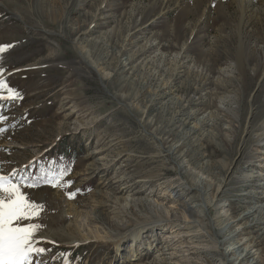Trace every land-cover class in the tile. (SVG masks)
I'll return each mask as SVG.
<instances>
[{
  "label": "rangeland",
  "instance_id": "1",
  "mask_svg": "<svg viewBox=\"0 0 264 264\" xmlns=\"http://www.w3.org/2000/svg\"><path fill=\"white\" fill-rule=\"evenodd\" d=\"M0 45V175L68 170L22 185L33 264H219L220 218L257 242L228 263L264 264V0H0Z\"/></svg>",
  "mask_w": 264,
  "mask_h": 264
},
{
  "label": "snow or ice",
  "instance_id": "2",
  "mask_svg": "<svg viewBox=\"0 0 264 264\" xmlns=\"http://www.w3.org/2000/svg\"><path fill=\"white\" fill-rule=\"evenodd\" d=\"M12 45H0V64L4 60V53ZM7 93V94H5ZM22 98L19 90L11 87L5 78V70L0 66V101H17ZM7 120V116L0 115V123ZM6 129L0 128V133ZM67 169L61 168L57 172H41L35 179L28 176L20 180H13L9 176L0 175V264H33V257H43L50 251L42 247L46 238L37 237L39 230L44 227L39 223L22 224L23 221H34L40 216L43 205L36 204L22 191L24 187H35L40 184L56 186L67 174ZM65 183L71 184V181ZM70 198L74 193H70ZM63 264H71L67 254L60 253ZM36 264H47L44 259H38Z\"/></svg>",
  "mask_w": 264,
  "mask_h": 264
},
{
  "label": "bare ground",
  "instance_id": "3",
  "mask_svg": "<svg viewBox=\"0 0 264 264\" xmlns=\"http://www.w3.org/2000/svg\"><path fill=\"white\" fill-rule=\"evenodd\" d=\"M252 1V0H251ZM130 64V63H129ZM139 67V66H138ZM262 76H264V74L262 75ZM69 113V112H68ZM72 114V113H71ZM96 119V118H95ZM163 130V129H162ZM167 130V129H166ZM162 133V132H161ZM166 133V132H165ZM117 141V140H116ZM114 142V141H113ZM115 146V145H114ZM175 146V145H174ZM177 147V146H176ZM118 148H119V146H118ZM172 149V148H171ZM175 149V148H174ZM174 152V151H173ZM102 159V158H101ZM90 164V163H89ZM141 181V180H140ZM157 181V180H156ZM194 184V183H193ZM122 187V186H121ZM200 187V186H199ZM197 189V188H196ZM115 197H117V196H115ZM128 197H130V196H128ZM128 197H125V200H126V207H129V204L131 203V205L132 206H137V203H139L140 204V202H142L144 199H142V198H128ZM112 199V198H111ZM115 199V198H114ZM118 199V198H117ZM122 199H123V197H122ZM146 199H147V197H146ZM110 201V200H109ZM122 201V200H121ZM123 203H124V201H122ZM145 203L146 204H150V202H147V201H145ZM153 203V202H152ZM110 204H112V203H110ZM109 204V205H110ZM114 204V203H113ZM154 204V203H153ZM211 204V203H210ZM143 206V205H142ZM153 206V205H152ZM156 206V205H155ZM203 206L206 208V207H208L207 206V204L206 203H203ZM125 207V206H124ZM140 207V206H139ZM154 207V206H153ZM158 207V206H157ZM157 207H154V209H155V212H158V211H160V212H163L162 210H159ZM146 208V207H145ZM263 209L264 208H260V209H258V210H255L254 212H252V213H249V214H247V215H245L244 216V218H246V217H248V216H250V215H253V214H256L255 216H257L258 215V217H259V220H264V211H263ZM228 218L227 219H222V218H220L219 220H218V222L220 223V224H223L224 222H226V224H225V226L224 227H222V228H220V229H218L214 234H213V241H217V243L219 244V243H221V245H222V251L220 252V254H221V259H220V263L219 264H230V263H228V259H229V256H230V253H232V250H231V252L229 253V250H230V248H229V246L227 245V244H229L230 245V240H234V241H236V242H233L232 241V243L231 244H239V247L240 246H243V248L245 249V248H247L249 245H251V244H253V242H255V241H251V240H246L248 237H246V236H242V237H239V235L237 236H234V238L236 239H233V237H231L230 235V233L228 234V231L230 230V227H229V230H228V227H227V229H226V226H228ZM210 221V220H209ZM201 222V221H200ZM150 225H155V223L153 224H150ZM149 225V226H150ZM201 226V225H200ZM202 227V226H201ZM144 228H146V225H141V226H139V227H137V228H134V231L132 232V237H133V240L134 241H136V240H138L141 236H142V233H144L143 232V230H144ZM212 229V228H211ZM205 232V231H204ZM210 233V232H209ZM96 237H98L97 235H95ZM207 236V235H206ZM209 236V235H208ZM44 238H47V239H50V237L49 236H43ZM229 237H231V239L230 240H228V238ZM222 239V240H221ZM253 239V238H252ZM133 242V241H132ZM256 244H257V242H255ZM255 244V245H256ZM131 245H134V242L131 244ZM213 245H215V244H213ZM227 245V246H226ZM218 246V245H217ZM133 247V246H132ZM137 247H136V245H135V247L134 248H132V250H133V252L135 251V253H137L138 252V250L136 249ZM242 249V248H241ZM250 254V253H249ZM263 254H264V252H263ZM261 255V254H260ZM264 256V255H263ZM253 260V259H252ZM241 263V262H240Z\"/></svg>",
  "mask_w": 264,
  "mask_h": 264
}]
</instances>
